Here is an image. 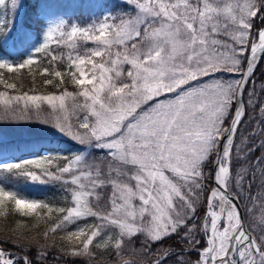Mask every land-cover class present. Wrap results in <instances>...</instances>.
Instances as JSON below:
<instances>
[{
  "label": "snow or ice",
  "instance_id": "6c2138e0",
  "mask_svg": "<svg viewBox=\"0 0 264 264\" xmlns=\"http://www.w3.org/2000/svg\"><path fill=\"white\" fill-rule=\"evenodd\" d=\"M0 6V36L25 57L0 69L40 64L55 89L0 92V120L74 145L23 159L0 146V214L53 221L44 243L0 236V264H264V0H117L18 34L23 0ZM21 179L62 203L7 190Z\"/></svg>",
  "mask_w": 264,
  "mask_h": 264
},
{
  "label": "trees",
  "instance_id": "16d2710c",
  "mask_svg": "<svg viewBox=\"0 0 264 264\" xmlns=\"http://www.w3.org/2000/svg\"><path fill=\"white\" fill-rule=\"evenodd\" d=\"M83 0H78L73 7L68 6L66 0H23L25 8L21 13V21L27 27L36 29L38 21L42 20L41 11L56 12L64 15L66 19L74 18L80 21H88L89 17L100 15L101 5L111 7L117 0H103L97 8L82 7ZM11 19V14L8 12ZM6 36H0V56H8L13 49H8V45L4 42ZM16 45V44H15ZM23 56V54H22ZM43 54H38L42 58ZM43 66H47L45 63ZM40 64L30 65L24 69L9 73L6 69H0L2 78L7 83L16 84L15 89H7L3 84H0V92H5L9 95L20 94L24 91H35L36 93L46 94L50 91H55L52 86H45L43 80L48 78L40 74ZM258 95L260 94L258 84L264 82V63L256 70L254 77ZM67 83L68 77H65ZM71 90V86L69 85ZM258 112H249V118L259 116ZM8 129V130H7ZM243 132L244 129H241ZM0 132L4 133L5 137L0 139V146L4 148L8 158H27L29 155L39 153L41 150H49L51 152H62L67 154L73 150L74 145L65 142L66 138L60 136L53 128L35 122H19L11 123L0 120ZM7 132V133H6ZM19 133V134H17ZM15 134V135H14ZM259 153H257L258 155ZM26 182L22 179L19 181H8L7 190H14L18 195L25 198L37 199L49 204H61L63 194L56 187L47 185H36L33 188H25ZM4 214H0V236L4 235H20L23 233L25 238L30 240H39L45 228L53 221L45 218H37L35 215L24 217L19 213H15L12 205L3 210ZM43 216V213H42ZM20 225H24L20 227ZM66 233L58 232L54 236L50 234L51 239L48 243H55L60 247L66 243L62 237Z\"/></svg>",
  "mask_w": 264,
  "mask_h": 264
},
{
  "label": "rangeland",
  "instance_id": "374dc122",
  "mask_svg": "<svg viewBox=\"0 0 264 264\" xmlns=\"http://www.w3.org/2000/svg\"><path fill=\"white\" fill-rule=\"evenodd\" d=\"M77 1L78 0H66V2L69 3L68 6H70V7L75 6ZM83 1L84 2H82V7H85V9H86L88 7L97 8L98 5L101 4L103 0H83ZM5 2L9 4V8H10V0H5ZM103 10L104 9L100 10V14ZM3 12H4L3 6H0V13H3ZM21 13H22V11L15 18V26H16L17 34L21 31H25V30L32 32V33H36L37 31H39V28H40L39 23L37 24L38 27L36 29L30 28V27H27L26 25H24L23 22L21 21ZM9 14H11L10 11H9ZM40 16L43 17L42 20H40V21H44L45 17L49 18V20H55V19H59V18H65L66 19V17L64 15L57 14L56 12L41 11ZM80 22L81 23H87L88 21H80ZM4 42L6 43L5 46L8 45V47H7L8 49H13L11 51V54H9L8 56H4L5 59H14L15 61H22L25 58L24 55L22 56L23 49H22V45H21V42H20L18 36L16 38H13V39H8L7 37H5ZM261 86H262V84H261V82H259L258 88L260 89ZM257 96L260 99H264V96L258 95V93H257ZM17 134H19V133H17ZM4 137H5L4 133L0 132V139L4 138ZM33 186H34V184H32L30 182H27L24 184L25 188L31 189V188H33ZM22 198H25V197H22ZM26 199H31V198H26ZM35 200H37V199H35Z\"/></svg>",
  "mask_w": 264,
  "mask_h": 264
}]
</instances>
